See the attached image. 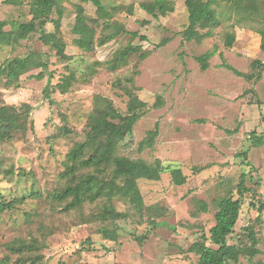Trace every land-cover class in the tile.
Masks as SVG:
<instances>
[{
    "label": "rangeland",
    "instance_id": "1",
    "mask_svg": "<svg viewBox=\"0 0 264 264\" xmlns=\"http://www.w3.org/2000/svg\"><path fill=\"white\" fill-rule=\"evenodd\" d=\"M4 1L0 19L31 20L32 0L17 5ZM101 1L111 14L108 21L137 36L123 33L107 41L113 29L104 28L107 21L88 2L86 14L99 24L90 23L96 29L94 48L80 49L73 33L80 0H64L58 35L70 59L57 56L41 40V30L17 44L0 45V67L7 59L30 53L41 54L46 63V68L31 69L9 84L0 75V106L16 107L20 121L27 123L26 132L13 130L12 138H0V202L14 205L0 215V264L7 256L9 264H198L199 256L190 247L203 234L210 237L218 204L243 173L246 185L256 192L241 198L228 243L251 245V234L260 253L252 259L241 256L239 264H264V210L259 213L250 204L257 199L264 204V145L256 146L252 138V132L264 134V68L252 64L264 61L260 35L236 24L242 16L230 10V0H219L221 24L212 28V37L200 41L184 37L189 24L186 0H169L173 10L157 15L142 8L154 0ZM252 7L264 11V0H252ZM51 17L58 18L56 11ZM46 27L47 32L56 30L53 23ZM228 35L235 36L231 47ZM131 46L141 50L121 60V52ZM213 50L203 70L197 57ZM42 71L43 78L34 77ZM66 78L71 86L61 92L58 85ZM129 92L148 106L132 134L119 144L118 154L161 161L160 180L140 179L138 184L146 206L160 205L168 212L158 216L153 210L137 211L122 192L77 206L70 205L71 198L56 200L53 193L68 182L61 175L66 156L76 143L87 140L96 109L108 100L126 114ZM149 131L157 132L153 148L139 150ZM177 168L187 177L182 185L172 180L171 171ZM82 172L95 173L92 168ZM97 177L103 179L104 173L97 172ZM232 196L240 198L236 190ZM115 227L117 240L106 239L103 232ZM20 242L31 249L21 247L19 253L8 246Z\"/></svg>",
    "mask_w": 264,
    "mask_h": 264
},
{
    "label": "trees",
    "instance_id": "2",
    "mask_svg": "<svg viewBox=\"0 0 264 264\" xmlns=\"http://www.w3.org/2000/svg\"><path fill=\"white\" fill-rule=\"evenodd\" d=\"M230 1L232 3L231 7H229L230 10L242 16L241 19L237 18L236 24L255 30L262 39L261 48L264 49V11L254 10L252 0ZM4 2L6 4L17 5L21 3V0H5ZM88 2H91L96 7L99 18L107 21L104 28L113 29L106 36L107 41L113 40L123 33L137 36L136 32L128 31L120 23L108 21L111 14L101 0H80L76 7L77 13L73 27V33L77 35L74 39V44L78 48L83 50L94 48L96 34L94 26H97L99 21L96 18H89L87 16L84 4ZM63 3L64 0H32L30 2V14L32 16L30 21L26 23L15 20L8 22L0 19V45L17 44L21 40L27 39L32 33L41 30V40L46 45H49L50 48L56 49L57 56L62 60L70 59L71 56L65 52L66 45L58 35L61 31L62 18L64 16ZM185 5L189 20V24L184 31L186 40L200 41L204 37H212V28L218 27L221 24L219 18L220 11L218 9L220 5L219 0H186ZM142 8L151 15H157V11L165 14L173 10L172 7H169V0H154L142 4ZM54 11L58 14L57 19L51 17ZM48 23L54 24L56 29L54 32H47L45 30ZM90 23L94 26L90 25ZM256 23L258 26H256ZM7 26H10V29H6ZM201 29L206 31L201 32ZM234 41V35L227 36V46L231 47ZM163 44H165V40L160 43V45ZM140 50L141 47L139 46L127 47L121 52V60H125L130 53ZM214 54L215 50L197 57V61L201 64L203 70L209 67V59ZM145 56L146 53L141 52V57L144 58ZM252 64L255 68H264V61L256 59ZM225 66L237 75L245 76L230 65ZM36 68L44 69L46 68V63H44L41 54L30 53L25 57H14L5 60L0 67V75H6L7 84H9L12 81L19 80L21 75L31 69ZM34 77L38 79L43 78V71L34 75ZM246 78L250 77L246 76ZM70 86L71 81L66 78L63 83L58 85V88L61 92H67ZM128 97L129 102L126 114L119 112L114 107L112 101L108 100H105V104L102 107L96 109L92 115V124L87 140L83 143H76L66 156L67 163L61 175L68 182L63 189L53 193V197L56 200L64 201L71 198L70 205L77 206L83 204L85 201H94L101 196L111 198L113 195L122 192L125 199L137 211L153 210L158 216H163L168 212L167 207H161L160 205L146 206L138 184L140 179L160 180L161 173L164 170L161 161L157 159L152 163H148L140 158L131 159L118 154L119 144L132 134L134 126L143 116L145 108L148 106L136 94L129 92ZM25 107H28V105L25 104ZM25 112V116L27 117L29 111L26 110ZM20 120L21 116L17 113L16 107L8 105L0 106V138H12L13 130L26 132L27 123L25 120ZM252 136L253 143L256 146L264 145V134L258 136L252 132ZM156 137V131H149L147 136L140 141L139 150L153 148ZM89 168H92L95 173L82 172ZM97 172L104 173L103 179L97 177ZM171 175L173 182L177 185H182L187 180V177L179 168L173 169ZM77 176L80 179L75 181ZM250 177L252 180L254 179L252 175ZM246 180L247 174L243 173L236 188L232 189L231 193L218 204L214 216L215 224L210 229V237L203 234L190 247V251L199 256L198 264H239L241 256H247L252 259L260 253L257 247L258 241L255 238H251V234H247V238L251 240V245L228 243V237L234 232L241 213V198L248 192H256L253 187L246 185ZM255 185L259 186L260 182L256 180ZM233 190L237 191L240 198L232 196ZM250 204L256 207L259 213L264 210V204L260 199L252 200ZM13 207V202H0V215ZM201 209L206 210V205L203 204ZM151 222L154 223L155 221ZM153 225L156 224L154 223ZM103 233L106 239L117 240V227L112 230H105ZM86 242L91 243L92 241L88 239ZM17 245L16 243L8 244L9 248L14 252H19L21 247L23 249L31 247V245L28 246V244L21 242L18 247ZM3 260L4 264H9L11 258L7 256Z\"/></svg>",
    "mask_w": 264,
    "mask_h": 264
}]
</instances>
